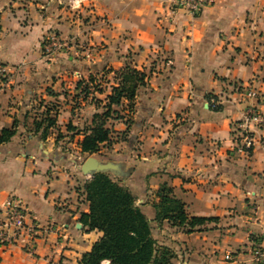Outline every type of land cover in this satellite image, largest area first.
<instances>
[{
    "label": "crops",
    "instance_id": "obj_1",
    "mask_svg": "<svg viewBox=\"0 0 264 264\" xmlns=\"http://www.w3.org/2000/svg\"><path fill=\"white\" fill-rule=\"evenodd\" d=\"M177 1L0 0V132L16 129L0 144V209L15 195L37 219L32 239L0 245V264H81L102 235L81 221L91 176L74 160L125 67L144 80L111 105V140L93 154L120 164L123 175L110 174L135 196L158 250L170 264H264L250 250L264 247V126L248 156L232 137L249 102L264 112V0H214L195 15ZM48 32L71 45L53 59L42 54ZM90 76L100 90L84 97ZM248 86L258 99L244 97ZM45 116L54 124L42 135L34 122ZM164 184L189 217L212 219L191 230L158 221Z\"/></svg>",
    "mask_w": 264,
    "mask_h": 264
},
{
    "label": "trees",
    "instance_id": "obj_2",
    "mask_svg": "<svg viewBox=\"0 0 264 264\" xmlns=\"http://www.w3.org/2000/svg\"><path fill=\"white\" fill-rule=\"evenodd\" d=\"M120 76V83L108 96V109L94 115L92 125L80 143L84 156L98 152L101 144L111 140L112 130L106 125L107 118L115 111L111 105L119 104L122 98L133 100L138 83L144 80V73L131 67H125ZM89 79L95 78L90 76ZM79 88L82 96L87 97L88 87L79 85ZM96 89L100 90V87ZM212 107L217 110L220 105L212 103ZM53 124L54 119L45 116L34 122V130L42 128V135H45ZM15 132V127L2 129L0 144L9 141ZM83 193L89 202V211L81 214V221L89 230L97 229L102 235L82 255L81 264H170L172 254L166 249L158 250L150 220L136 204L135 196L127 186L109 172H96L84 182ZM156 194L159 200L153 205L158 221L188 225L191 230L195 224L212 219L189 217L184 202L166 184Z\"/></svg>",
    "mask_w": 264,
    "mask_h": 264
},
{
    "label": "built area",
    "instance_id": "obj_3",
    "mask_svg": "<svg viewBox=\"0 0 264 264\" xmlns=\"http://www.w3.org/2000/svg\"><path fill=\"white\" fill-rule=\"evenodd\" d=\"M214 0H178L176 6L192 15L199 13L204 7L212 4ZM70 44L61 39L55 32H48L42 39V54L48 59H53L60 52L70 48ZM90 52V49H88ZM5 66L0 64V73L5 74ZM96 78V77H95ZM81 86L89 89L87 96L92 97L100 86V79H80ZM247 99H258L259 93L256 89L248 86L243 90ZM258 102H249L244 110L242 118L232 125V137L234 152L248 156L253 147L254 128L264 126V112L258 108ZM35 215L15 195H9L0 209V245H8L18 241H29L32 239L36 229ZM253 257L264 261V247L260 244H252L250 247ZM230 259L231 255H225Z\"/></svg>",
    "mask_w": 264,
    "mask_h": 264
},
{
    "label": "water",
    "instance_id": "obj_4",
    "mask_svg": "<svg viewBox=\"0 0 264 264\" xmlns=\"http://www.w3.org/2000/svg\"><path fill=\"white\" fill-rule=\"evenodd\" d=\"M74 163L86 175H93L96 172H109L114 175H123V170L118 162L112 160H100L95 156H87L83 160L75 159Z\"/></svg>",
    "mask_w": 264,
    "mask_h": 264
},
{
    "label": "rangeland",
    "instance_id": "obj_5",
    "mask_svg": "<svg viewBox=\"0 0 264 264\" xmlns=\"http://www.w3.org/2000/svg\"><path fill=\"white\" fill-rule=\"evenodd\" d=\"M95 156L94 154H89V155H86V156H83L81 159L83 160L84 158H86L87 156Z\"/></svg>",
    "mask_w": 264,
    "mask_h": 264
}]
</instances>
